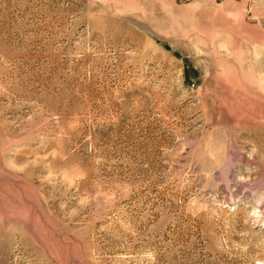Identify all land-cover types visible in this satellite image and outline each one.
Segmentation results:
<instances>
[{
	"label": "rangeland",
	"instance_id": "obj_1",
	"mask_svg": "<svg viewBox=\"0 0 264 264\" xmlns=\"http://www.w3.org/2000/svg\"><path fill=\"white\" fill-rule=\"evenodd\" d=\"M0 264H264V0H0Z\"/></svg>",
	"mask_w": 264,
	"mask_h": 264
}]
</instances>
